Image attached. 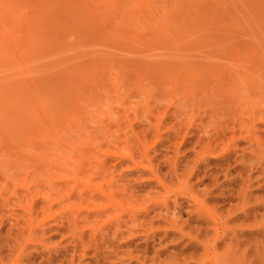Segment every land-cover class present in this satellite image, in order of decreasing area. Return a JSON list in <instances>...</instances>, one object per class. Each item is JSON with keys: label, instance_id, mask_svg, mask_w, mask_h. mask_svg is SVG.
<instances>
[{"label": "rangeland", "instance_id": "obj_1", "mask_svg": "<svg viewBox=\"0 0 264 264\" xmlns=\"http://www.w3.org/2000/svg\"><path fill=\"white\" fill-rule=\"evenodd\" d=\"M0 264H264V0H0Z\"/></svg>", "mask_w": 264, "mask_h": 264}]
</instances>
